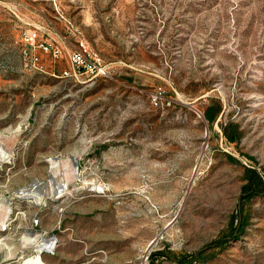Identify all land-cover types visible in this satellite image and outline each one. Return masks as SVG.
<instances>
[{"label": "rangeland", "instance_id": "1", "mask_svg": "<svg viewBox=\"0 0 264 264\" xmlns=\"http://www.w3.org/2000/svg\"><path fill=\"white\" fill-rule=\"evenodd\" d=\"M80 47L109 75L75 73ZM245 166L264 176V0H0V264H151L221 237L157 264H264Z\"/></svg>", "mask_w": 264, "mask_h": 264}, {"label": "trees", "instance_id": "2", "mask_svg": "<svg viewBox=\"0 0 264 264\" xmlns=\"http://www.w3.org/2000/svg\"><path fill=\"white\" fill-rule=\"evenodd\" d=\"M221 111V106H215L211 104L205 111L204 115L209 123H213L219 112ZM224 134L230 142H237L240 139L241 132L238 126L235 123H228L223 127ZM234 159V158H233ZM235 160V159H234ZM244 177L246 182L242 186V195L243 201L249 199L255 195L264 194V176L260 174V172L255 167L245 166ZM244 225V223H241ZM231 227L234 228L233 231L237 228L234 223H231ZM225 238H219L213 242V244H209L207 248H204L195 252H176L170 249H160L154 251L151 254V264H157L161 259L168 258L172 260H177L181 263L186 262H194V261H206L210 259L214 251L217 248L224 247Z\"/></svg>", "mask_w": 264, "mask_h": 264}, {"label": "built area", "instance_id": "3", "mask_svg": "<svg viewBox=\"0 0 264 264\" xmlns=\"http://www.w3.org/2000/svg\"><path fill=\"white\" fill-rule=\"evenodd\" d=\"M38 38L37 31L25 32V41L34 48L36 46L35 42ZM41 46L48 49V45L45 42L41 43ZM26 65L34 67L38 61V57L34 50H25ZM70 61L73 65L75 73L86 72L94 76H108L109 70L107 65L97 55H92L88 52L85 47L75 48L70 53ZM66 74H69L67 72Z\"/></svg>", "mask_w": 264, "mask_h": 264}, {"label": "bare ground", "instance_id": "4", "mask_svg": "<svg viewBox=\"0 0 264 264\" xmlns=\"http://www.w3.org/2000/svg\"><path fill=\"white\" fill-rule=\"evenodd\" d=\"M66 186H67L66 182L61 183L58 187V189H59L58 192L61 193ZM4 225L5 226L7 225L5 218H0V226H4ZM32 239L34 240V243L36 244V247L38 250H50L56 246V240L55 239L41 240V241H37V242H36L35 237H32ZM21 264H47V263L41 258V255L38 253V254H35L32 256L26 257L22 261Z\"/></svg>", "mask_w": 264, "mask_h": 264}]
</instances>
